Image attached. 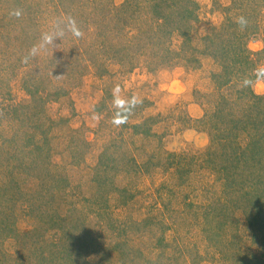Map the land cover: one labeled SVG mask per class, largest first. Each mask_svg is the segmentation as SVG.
<instances>
[{
    "label": "rangeland",
    "instance_id": "1",
    "mask_svg": "<svg viewBox=\"0 0 264 264\" xmlns=\"http://www.w3.org/2000/svg\"><path fill=\"white\" fill-rule=\"evenodd\" d=\"M143 1L0 0V264H264V148L217 145L264 90L201 39L261 0Z\"/></svg>",
    "mask_w": 264,
    "mask_h": 264
},
{
    "label": "trees",
    "instance_id": "2",
    "mask_svg": "<svg viewBox=\"0 0 264 264\" xmlns=\"http://www.w3.org/2000/svg\"><path fill=\"white\" fill-rule=\"evenodd\" d=\"M149 1L155 2L156 0H149ZM144 2L147 3V0H144L143 4H144ZM263 4H264V0H261L260 3H258L257 5H259V7H260V5L263 6ZM155 5L158 6L159 4L157 3ZM144 7H145V4H144ZM259 7L256 10L257 11L256 14H253V15L248 14L246 12V10H244V9L242 10L240 8H236V10H234L233 8H231L230 12L228 14V17L221 24V26L214 28L212 34H210L209 36H205V37L201 38L203 41V46L206 48H210V49L212 48V50H214V52H213L214 57L216 59H219L220 61H222L221 73L214 75V77L218 78V80L220 79V81H221L220 86H222V88L233 84L234 81H238V79L241 78L242 75L246 72H247L246 76L248 74H250L252 76L253 71L256 69L258 62H260L264 59V47L261 50L255 52V51H252L248 45V41H249V39H251V37H256V35H260L259 34L260 26H259L257 20L255 19V17L260 12ZM155 10H158V8H155ZM232 10L235 12L234 14H233ZM188 17H191V16H188ZM241 17L246 21V24L241 25L238 22ZM157 18H159V16ZM160 20H162V22L164 23L167 20L169 21V17L167 15L163 14L162 16H160ZM173 29L174 28H172L170 30L166 27L165 30L162 32V34H160L158 32L154 33L156 38H155V36H149L148 38H146V40L149 41V43H147V46L153 45V46L157 47L160 43V42H157L158 37H161V39H163V37H165V35L167 33L168 34L171 33ZM190 32H191V30L186 29L185 32L181 33V35H180L181 37H183L185 39V41H188L189 44L191 43V40H192V36H191ZM167 51H168V49L166 48L165 53H167ZM217 51H219V52H218V54L215 55V53ZM159 52L162 53L164 51L159 49L157 51L158 57L161 56V54H158ZM165 53L162 55V57L166 55ZM128 57H129V55H127V58ZM233 67H235V69H233ZM241 91L243 92V89H241ZM249 92H251V90ZM251 94H252V92H251ZM40 95L41 94L39 93V96ZM252 95H254V97L256 98V103L258 104V106L256 108L260 107V104L262 102H264V100H263L264 96L261 97L257 94H254V93ZM33 97L36 98V92L33 94ZM230 102H231V100L229 102H227V104H230ZM227 104L225 106H227ZM245 105L248 108L251 106V105L248 106V103H246ZM256 108L254 110H250L251 108L247 109L246 110L247 115L250 111L253 115L256 116V118H259V116L264 117V112H261L259 109H256ZM221 109H223V108H221ZM125 112H126V110H125ZM249 118H254V117H249ZM234 121L236 123H239L236 118L234 119ZM244 121L247 122L246 119ZM240 122L242 124V121H240ZM244 124H246V123H244ZM253 124H256L255 125L256 127L257 126L260 127L259 123L258 124L253 123ZM138 127H139V125H134L131 128L136 129ZM237 129H240L243 132H244V130L245 131L248 130V132H249L248 134L253 133L247 125L239 126V127H237ZM234 133H236V132H234ZM241 134L242 133L238 132V134H236L235 136L230 137L229 134L226 135L224 133L223 137H220L221 139L219 138L220 140L217 141V145H222L223 148L225 146L227 148H264V140L261 139V136H258V132L256 134L254 133L252 140H250L248 143L246 142V140H245V143L242 142L241 141L242 139H240L237 136V135H241ZM124 140L125 139L120 138V139H116L115 142L118 143V145L120 146L124 142ZM195 158H197V157H194V159ZM195 162H197V160H195ZM232 178H234V171H232V173L230 172L228 174L227 178H225V177L223 178L224 186L226 188H229L231 186L232 181H233ZM58 180H59V178H58ZM54 198H55V196H54ZM54 198L51 196V198H50L51 201H53Z\"/></svg>",
    "mask_w": 264,
    "mask_h": 264
},
{
    "label": "clouds",
    "instance_id": "3",
    "mask_svg": "<svg viewBox=\"0 0 264 264\" xmlns=\"http://www.w3.org/2000/svg\"><path fill=\"white\" fill-rule=\"evenodd\" d=\"M241 25L246 24V21L241 17L238 21ZM61 35L60 33H56V36L45 34L43 37V41L45 44L52 43L53 39L57 36ZM74 35L79 37L82 35L79 31H74ZM43 47V44L41 45ZM36 53V49L32 50V54ZM254 74L257 77V80L254 82L249 78H245L243 84L245 86H253L257 91L264 90V83H261V80H264V66H259L257 69L254 70ZM123 121L117 120L116 123H122Z\"/></svg>",
    "mask_w": 264,
    "mask_h": 264
}]
</instances>
